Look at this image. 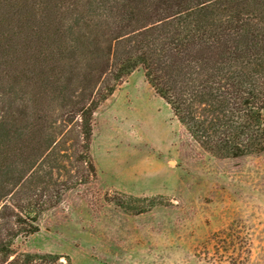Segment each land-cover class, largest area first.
I'll list each match as a JSON object with an SVG mask.
<instances>
[{
	"label": "trees",
	"instance_id": "16d2710c",
	"mask_svg": "<svg viewBox=\"0 0 264 264\" xmlns=\"http://www.w3.org/2000/svg\"><path fill=\"white\" fill-rule=\"evenodd\" d=\"M138 68L208 153L264 152V0H0V264H72L15 240L97 180L94 113ZM105 200L129 214L164 203Z\"/></svg>",
	"mask_w": 264,
	"mask_h": 264
},
{
	"label": "rangeland",
	"instance_id": "374dc122",
	"mask_svg": "<svg viewBox=\"0 0 264 264\" xmlns=\"http://www.w3.org/2000/svg\"><path fill=\"white\" fill-rule=\"evenodd\" d=\"M91 152L97 180L42 214L17 252L72 264H229L240 251L264 264V152L220 159L202 149L141 68L94 113ZM115 190L164 203L129 214L105 200Z\"/></svg>",
	"mask_w": 264,
	"mask_h": 264
}]
</instances>
